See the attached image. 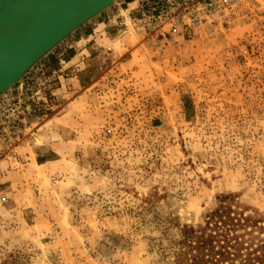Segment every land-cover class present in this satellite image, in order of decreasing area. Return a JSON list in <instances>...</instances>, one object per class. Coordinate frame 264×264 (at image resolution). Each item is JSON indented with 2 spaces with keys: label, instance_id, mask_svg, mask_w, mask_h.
<instances>
[{
  "label": "rangeland",
  "instance_id": "374dc122",
  "mask_svg": "<svg viewBox=\"0 0 264 264\" xmlns=\"http://www.w3.org/2000/svg\"><path fill=\"white\" fill-rule=\"evenodd\" d=\"M127 2L14 86L35 75L0 152V264H175L182 228L221 201L264 260V8L159 53L119 27Z\"/></svg>",
  "mask_w": 264,
  "mask_h": 264
},
{
  "label": "built area",
  "instance_id": "2783aa9c",
  "mask_svg": "<svg viewBox=\"0 0 264 264\" xmlns=\"http://www.w3.org/2000/svg\"><path fill=\"white\" fill-rule=\"evenodd\" d=\"M249 5L264 8V0H131L123 3L124 8L114 19H120L123 31L162 53L163 47L178 46L191 36L228 29L236 24L242 8ZM19 96L11 92L0 96V152L4 150L9 156L20 138L16 125L26 119L24 101ZM103 133L109 135L111 129ZM6 203V197H1L0 204Z\"/></svg>",
  "mask_w": 264,
  "mask_h": 264
},
{
  "label": "water",
  "instance_id": "95a60500",
  "mask_svg": "<svg viewBox=\"0 0 264 264\" xmlns=\"http://www.w3.org/2000/svg\"><path fill=\"white\" fill-rule=\"evenodd\" d=\"M116 0H0V96Z\"/></svg>",
  "mask_w": 264,
  "mask_h": 264
},
{
  "label": "trees",
  "instance_id": "16d2710c",
  "mask_svg": "<svg viewBox=\"0 0 264 264\" xmlns=\"http://www.w3.org/2000/svg\"><path fill=\"white\" fill-rule=\"evenodd\" d=\"M131 1V0H128ZM225 201L205 217L202 227L184 226L180 238L175 242V264H263L260 256L241 254L237 237H230L232 222L230 208ZM233 226V225H232ZM233 242V243H231Z\"/></svg>",
  "mask_w": 264,
  "mask_h": 264
},
{
  "label": "crops",
  "instance_id": "0c3cea01",
  "mask_svg": "<svg viewBox=\"0 0 264 264\" xmlns=\"http://www.w3.org/2000/svg\"><path fill=\"white\" fill-rule=\"evenodd\" d=\"M109 10V9H108ZM107 11V10H106ZM86 28V30L84 31L85 32V37H86V35H90L89 34V31L88 30H90V29H88L89 27L87 26V27H85ZM71 48V47H70ZM70 48H69V50H70ZM71 59V58H70ZM68 63H70V62H68ZM35 78V75H31L30 74V76L29 77H26V78H24V83H22V84H20L19 85V87L18 88H16V87H14L13 88V90L12 91H10L12 94H15V95H17V94H20L21 92H24V91H27L28 89H29V85L31 84V80H33Z\"/></svg>",
  "mask_w": 264,
  "mask_h": 264
},
{
  "label": "bare ground",
  "instance_id": "6f19581e",
  "mask_svg": "<svg viewBox=\"0 0 264 264\" xmlns=\"http://www.w3.org/2000/svg\"><path fill=\"white\" fill-rule=\"evenodd\" d=\"M116 2H117V0H116ZM116 2H115V3H116ZM115 3H114V4H115ZM114 4H113V5H114ZM113 5H112V6H113ZM112 6H111V7H112ZM111 7H109V8H111ZM109 8H108V9H109ZM108 9H106V10H108ZM106 10H104V11H106Z\"/></svg>",
  "mask_w": 264,
  "mask_h": 264
}]
</instances>
